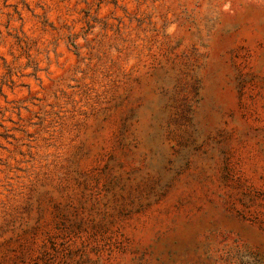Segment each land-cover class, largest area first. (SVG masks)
<instances>
[{
	"label": "rangeland",
	"instance_id": "rangeland-1",
	"mask_svg": "<svg viewBox=\"0 0 264 264\" xmlns=\"http://www.w3.org/2000/svg\"><path fill=\"white\" fill-rule=\"evenodd\" d=\"M0 264H264V0H0Z\"/></svg>",
	"mask_w": 264,
	"mask_h": 264
}]
</instances>
